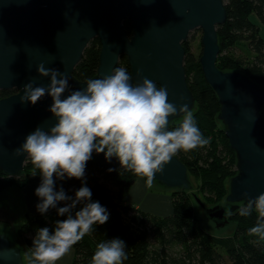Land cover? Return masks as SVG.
I'll return each mask as SVG.
<instances>
[{"label":"water","instance_id":"95a60500","mask_svg":"<svg viewBox=\"0 0 264 264\" xmlns=\"http://www.w3.org/2000/svg\"><path fill=\"white\" fill-rule=\"evenodd\" d=\"M125 21L132 24L131 36ZM226 21L223 0H0V92L15 91L0 99L2 174L23 178L28 158L26 153L17 156L16 149L37 128L49 131L58 122L49 110L50 95L35 105L21 101L26 84L49 87L51 77L41 76L39 65L68 76L64 97L85 89L87 81L78 80L74 73L90 43L98 39L100 66L92 79L111 75L125 56L133 86L147 78L165 87L168 101L178 109L187 104L193 112L196 99L188 86L183 44L193 32L202 30L200 64L219 99L218 119L236 154L238 173L230 180L225 204L209 207L195 199L202 207L203 226L219 234L231 230L233 223L226 227L228 207L236 211L264 193V87L244 73L218 67L217 31ZM181 119L179 111L169 117V130ZM153 181L167 190L193 188L187 166L176 156ZM22 252L0 234V264H25Z\"/></svg>","mask_w":264,"mask_h":264},{"label":"trees","instance_id":"16d2710c","mask_svg":"<svg viewBox=\"0 0 264 264\" xmlns=\"http://www.w3.org/2000/svg\"><path fill=\"white\" fill-rule=\"evenodd\" d=\"M223 1L227 10V21L217 31L221 48L217 65L223 71L244 73L264 87V39L261 37L260 27L251 19L253 15L257 16L264 25V0ZM124 24L131 36V22L125 21ZM190 42L191 38L183 45L186 49L188 86L196 99L193 116L209 144L188 152L181 150L175 156L187 166L190 178L197 180V190L203 198L197 193L192 194L194 187L186 191L168 190L173 205L171 214L157 216L145 212L128 200L132 186L141 176L121 168L115 157L109 162L104 153L97 154L94 151L91 160L87 162L84 180L67 177L60 180L54 177L56 190L59 191L62 186L66 194L73 198L86 181V186L92 191V202L98 201L109 213L105 224L94 225V230L72 247V264H91L97 245L114 238L126 242L127 259L123 264H264V241L258 236L248 234L249 229L256 226L258 219L255 208L250 215L241 216L239 209L245 205L241 204L233 212L228 207L229 223L226 227L234 224L231 233L219 234L207 230L197 216L195 203H198L195 197L209 207L225 204L230 180L238 171L236 154L230 146L222 122L218 119L221 107L219 99L205 79L200 64L201 56H195ZM243 42L253 51V58L243 59L232 53ZM100 52V41H92L75 70L74 76L78 80L87 81L97 75ZM117 67H124L131 75L127 57H121ZM156 86L160 88L159 85ZM13 93L15 91H1L0 99ZM181 122L182 119L170 130H174ZM34 173L42 179L30 158L25 164L23 178L4 176L0 171V194L12 185H27L29 177ZM152 184L158 185L154 181ZM70 202H60V207ZM82 206L77 205L73 209V215ZM66 218L67 214L59 216L57 210L47 216H28L26 223L17 232L22 246L29 252L38 229L47 227L50 232H54L56 222ZM25 264L28 262L25 261Z\"/></svg>","mask_w":264,"mask_h":264},{"label":"clouds","instance_id":"9594fccd","mask_svg":"<svg viewBox=\"0 0 264 264\" xmlns=\"http://www.w3.org/2000/svg\"><path fill=\"white\" fill-rule=\"evenodd\" d=\"M38 73L51 77L49 87H33L30 82L25 85L21 101L35 105L46 94L50 95L53 103L49 110L58 122L49 131L37 128L15 154L26 153L42 177L35 190L40 198L36 207L41 214L57 208L60 202L71 201L57 209L59 216L67 214V218L56 222L54 232L47 227L38 229L26 257L28 264H57L94 230V225L105 224L109 213L98 201L92 202V191L86 181L73 198L62 186L56 190L54 177L84 180L87 162L95 151L104 153L109 162L115 157L121 168L146 177L147 185L151 186L155 174L163 173L165 165L179 151L205 147L209 140L197 127L187 104L178 109L168 101L167 89L157 88L147 78L133 86V76L124 67H116L103 78L87 80L85 89L72 91L66 97L69 82L65 73L46 69L43 64L38 66ZM178 111L183 114L182 122L169 130V117ZM79 204L83 206L73 215ZM253 207L258 219L248 234L264 241V193L248 200L239 209V215H250ZM126 247L120 238L100 242L91 264H123L127 259Z\"/></svg>","mask_w":264,"mask_h":264},{"label":"rangeland","instance_id":"374dc122","mask_svg":"<svg viewBox=\"0 0 264 264\" xmlns=\"http://www.w3.org/2000/svg\"><path fill=\"white\" fill-rule=\"evenodd\" d=\"M252 21L260 27L261 37L264 39V25L260 23L257 16L251 17ZM202 30H196L193 32L188 39L191 38L190 47L192 52L195 54L197 58L202 55L203 46H202ZM232 53H234L237 57L243 59H251L254 57L253 51L249 48L247 43H240L238 47H236ZM37 178L42 180L38 175H35ZM191 182L193 183V191L192 193H197L203 198V195L199 193L197 190L198 182L194 177H191ZM31 186V182L28 181L27 185L19 186L12 185L10 188L2 191L0 194V234L7 235L12 242H15L22 249V253L25 261H27V250L22 246L21 241L17 232L26 223L28 220V216H33V214L38 213L37 204L40 202V198L36 196L35 190L38 186L32 189H27V187ZM154 187L157 190H166L164 188H160L154 184ZM154 204V203H153ZM208 205V204H207ZM202 207L199 204L195 203V210L197 216L199 218V213ZM50 214V213H49ZM200 221V219H199ZM201 223V222H200ZM202 225V224H201ZM203 226V225H202ZM206 228L205 226H203ZM207 229V228H206ZM234 229V224L231 230L226 233H231ZM208 230V229H207ZM28 262V261H27Z\"/></svg>","mask_w":264,"mask_h":264},{"label":"crops","instance_id":"0c3cea01","mask_svg":"<svg viewBox=\"0 0 264 264\" xmlns=\"http://www.w3.org/2000/svg\"><path fill=\"white\" fill-rule=\"evenodd\" d=\"M29 182H31V186H39L41 180L35 175H31L29 177ZM31 186L27 187V189L36 187L33 186L31 188ZM128 200L130 203L134 204L141 210L157 216H167L173 211L170 192L166 190H157L154 187V184L148 186L144 177H139L136 183L132 186L129 192ZM59 207L60 203H58L57 208H50L46 214H41L38 211V213L33 215L47 216L56 211ZM73 259L74 250L73 248H71L68 254H66L61 260L57 261V264H72Z\"/></svg>","mask_w":264,"mask_h":264}]
</instances>
